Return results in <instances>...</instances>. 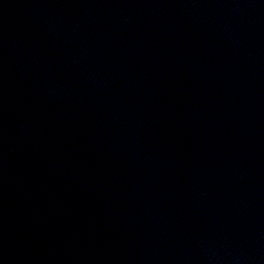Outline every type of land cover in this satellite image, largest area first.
I'll use <instances>...</instances> for the list:
<instances>
[{"label":"water","instance_id":"95a60500","mask_svg":"<svg viewBox=\"0 0 264 264\" xmlns=\"http://www.w3.org/2000/svg\"><path fill=\"white\" fill-rule=\"evenodd\" d=\"M0 264H264V0H0Z\"/></svg>","mask_w":264,"mask_h":264}]
</instances>
